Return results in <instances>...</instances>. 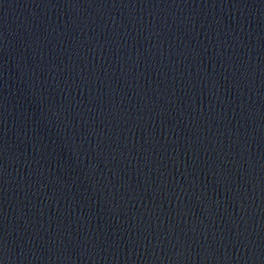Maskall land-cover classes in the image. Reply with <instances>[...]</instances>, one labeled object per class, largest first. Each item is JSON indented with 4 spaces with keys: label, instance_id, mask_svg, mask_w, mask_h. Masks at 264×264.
<instances>
[{
    "label": "water",
    "instance_id": "1",
    "mask_svg": "<svg viewBox=\"0 0 264 264\" xmlns=\"http://www.w3.org/2000/svg\"><path fill=\"white\" fill-rule=\"evenodd\" d=\"M0 130L264 217V0H0Z\"/></svg>",
    "mask_w": 264,
    "mask_h": 264
}]
</instances>
